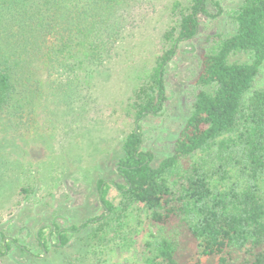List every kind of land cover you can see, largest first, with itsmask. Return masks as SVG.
<instances>
[{"label":"trees","instance_id":"1","mask_svg":"<svg viewBox=\"0 0 264 264\" xmlns=\"http://www.w3.org/2000/svg\"><path fill=\"white\" fill-rule=\"evenodd\" d=\"M151 1L0 0L1 129L23 138L45 107L50 123L58 112L84 115L88 89L136 46V17ZM201 17H225L230 28L201 50L192 110L172 154L155 164L142 121L163 111L168 66L198 36ZM138 73L114 110L131 129L113 170L119 180H97L104 212L50 226L63 245L89 229L84 249L61 264H264V0H171L156 52ZM145 220L163 231L135 249ZM38 239L47 250L42 231ZM14 247L32 254L0 232V257Z\"/></svg>","mask_w":264,"mask_h":264},{"label":"rangeland","instance_id":"2","mask_svg":"<svg viewBox=\"0 0 264 264\" xmlns=\"http://www.w3.org/2000/svg\"><path fill=\"white\" fill-rule=\"evenodd\" d=\"M170 1L153 0L138 11L139 27L131 37L136 46L112 59L106 73L88 89L90 97L84 105V115L57 111L58 117L50 123L45 107L39 125L23 138L0 126V154L5 156L0 163V232L6 241L17 239L32 253L14 247L0 257V264H61L65 255L84 249L88 227L63 245L57 240L58 231L54 227L51 231L50 226L70 227L104 212L97 180H119L113 170L121 155L123 138L131 129V124L114 110L129 96L138 72L152 60ZM238 1L223 0V4L234 6ZM229 28L225 17H201L198 36L182 42L169 64L165 107L160 114L142 121L143 146L154 154L155 164L172 154L173 143L192 110L193 81L201 69V50L208 47L211 35ZM76 106L83 104L78 102ZM22 187L29 191L21 193ZM40 231L47 250L41 247L43 240L38 239ZM162 231L145 220L142 233L135 238V249H142L144 235ZM190 244L187 249L192 251L195 246ZM127 264H134V260Z\"/></svg>","mask_w":264,"mask_h":264}]
</instances>
